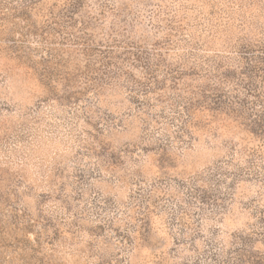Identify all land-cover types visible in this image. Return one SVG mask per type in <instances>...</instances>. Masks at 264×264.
<instances>
[{
  "label": "rangeland",
  "instance_id": "1",
  "mask_svg": "<svg viewBox=\"0 0 264 264\" xmlns=\"http://www.w3.org/2000/svg\"><path fill=\"white\" fill-rule=\"evenodd\" d=\"M0 264H264V0H0Z\"/></svg>",
  "mask_w": 264,
  "mask_h": 264
}]
</instances>
